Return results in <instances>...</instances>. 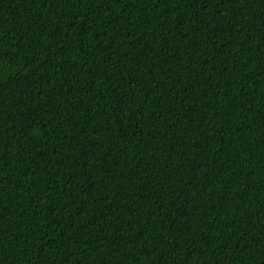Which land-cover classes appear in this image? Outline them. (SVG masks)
<instances>
[{
    "label": "trees",
    "instance_id": "obj_1",
    "mask_svg": "<svg viewBox=\"0 0 264 264\" xmlns=\"http://www.w3.org/2000/svg\"><path fill=\"white\" fill-rule=\"evenodd\" d=\"M0 264H264V0H0Z\"/></svg>",
    "mask_w": 264,
    "mask_h": 264
}]
</instances>
